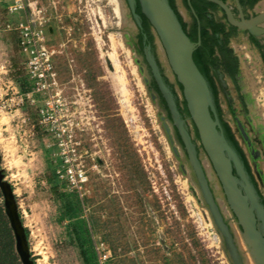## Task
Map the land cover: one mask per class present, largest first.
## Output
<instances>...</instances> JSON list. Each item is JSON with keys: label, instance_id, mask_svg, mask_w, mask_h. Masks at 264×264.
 <instances>
[{"label": "rangeland", "instance_id": "obj_1", "mask_svg": "<svg viewBox=\"0 0 264 264\" xmlns=\"http://www.w3.org/2000/svg\"><path fill=\"white\" fill-rule=\"evenodd\" d=\"M175 2L190 30V12ZM118 21L110 0H0V264H26L4 184L31 264H234L209 209L194 194L198 187L181 166L188 169L186 162L174 154L144 82L149 61L127 31H117ZM230 44L241 57L242 49L249 52L264 74L245 34ZM106 52H112V70ZM224 81L258 143L254 130L264 125L259 100L248 90L246 116L233 85ZM219 101L244 146L222 90ZM228 211L229 224L241 234Z\"/></svg>", "mask_w": 264, "mask_h": 264}, {"label": "water", "instance_id": "obj_2", "mask_svg": "<svg viewBox=\"0 0 264 264\" xmlns=\"http://www.w3.org/2000/svg\"><path fill=\"white\" fill-rule=\"evenodd\" d=\"M189 7L185 5L184 0H178L186 12H191L196 16V11L193 8L191 0H186ZM212 2L219 7V15L225 16L224 20L229 25L238 28L241 31H246L251 36L264 40V10H256V6L262 1H258L255 5L256 14L247 18L240 0H206ZM123 4L127 6L132 16V21L136 28H143L142 17L137 12V4L140 3L142 13L148 18L151 24V32L156 39L154 45L157 47V57L162 65H168L172 71L177 82L182 86L178 94L184 97L186 105L190 112V117L197 127L200 142L203 145L205 154L208 156L212 170L218 182H220V191L222 189L227 205L238 219V224L244 229L243 236L248 243L251 253L254 256L256 264H264V233L260 232L259 223H264V203L262 196L259 194L254 185L250 174L245 169L244 162L241 156L237 153L234 145L225 136L220 118L218 116L215 96L209 79L200 70L194 59V52L202 44L201 29L199 28L198 41H193L187 31L184 29L178 14L172 8L169 0H122ZM234 3L238 13L234 10ZM181 14V13H180ZM192 20V18L190 17ZM118 27L117 31H121ZM131 35L133 41H136V31H127ZM145 53L147 60L152 66L155 77L159 83L161 91L165 94L168 100V106L173 114L174 124L178 127L182 139L185 143V148L179 141L173 123L166 117V110L159 101L157 93L150 91L148 83L151 76L146 73L148 77L144 79L148 91H150L152 99L156 100L157 106L160 108V117L163 121L165 131L172 143L174 154L178 155L187 164L188 169L181 165L184 172L189 174L194 183L201 192V199L206 207L209 209L214 223L224 238L225 251L232 259L234 264H245V259L238 261L236 253L239 250L236 241L233 239L231 231L226 224L227 217L222 211L221 205L212 181L207 173L202 154H197L198 150L196 144L192 140L186 121L181 117L176 104L175 95L170 87L165 83L158 65L156 55L152 51L151 46H147ZM237 56L238 51L235 50ZM109 68L112 70L110 59L105 57ZM240 58V74L238 79L243 87V91L247 93L243 83V68L242 59ZM164 59L166 61H164ZM140 61V60H139ZM163 67V65H162ZM144 68L140 67V71ZM171 80V79H170ZM231 84L233 82L230 80ZM234 87V85H233ZM235 89V87H234ZM252 108H255L253 103ZM264 128V125L262 126ZM240 128L245 137L242 124ZM236 168L237 175L233 170ZM241 181H244L249 188L253 198L254 205H250L247 201L248 188L242 186ZM196 194V192L194 191ZM221 193V192H220ZM232 249V252L230 248ZM240 253V252H239ZM242 254V253H240Z\"/></svg>", "mask_w": 264, "mask_h": 264}, {"label": "flooded vegetation", "instance_id": "obj_3", "mask_svg": "<svg viewBox=\"0 0 264 264\" xmlns=\"http://www.w3.org/2000/svg\"><path fill=\"white\" fill-rule=\"evenodd\" d=\"M184 2H185V0H184ZM232 4H233V7H234V10L236 11V13H238L237 8L235 7L236 5L234 3H232ZM185 5L187 6V8L189 7L187 1L185 2ZM176 6H177V4H176ZM243 9H244V12H245V15H246L247 18H250L251 16H254L256 14L255 6L253 8L245 6V7H243ZM177 10H178V8H177ZM178 12H179V10H178ZM189 12L191 14L192 21H191V29L189 30L187 28L188 32H190L192 30V28H193V26L195 24V19L196 18L198 19V15L195 16L191 12L190 9H189ZM196 14H197V12H196ZM208 16L210 18L213 17L217 22L224 23L226 25V30L227 31L230 30V26L231 25H229L227 22L223 21L225 16H220L219 15V9L218 10L209 9L208 10ZM184 22H186V21L184 20ZM198 23H199V26H198V36H199V28L201 29L199 20H198ZM142 24H143V20H142ZM150 33L152 34L151 27H150ZM240 34H245L248 37L249 41L252 44H254V46L256 47V49L260 53V57H261L263 65H264V40H259L258 39L260 41V44L262 45V46H258L252 40L250 34H248L246 31H241L239 29L237 30V33L231 37V39L232 38H237ZM220 37H221V39L223 38V36H220ZM135 43H136L135 47L138 50V52L141 55L143 54L145 56V60L148 62V60L146 59L145 50H146L147 46H151L152 47V51L155 53V45H154V41L151 42L149 40L148 34L144 31V27L138 29V33L136 35ZM220 44H222V40H220ZM228 46L230 48H232L231 44H229ZM234 53H235V50H234ZM155 55H156V59H157L158 65L160 67V73H161L165 83L170 87V89L172 90V92L175 95V100H176V104L175 105H177V109H178L181 117L186 121V125H187V128H188V131H189L190 135L192 136L193 142L196 144V148L198 150L197 154L200 155L201 151L202 150L204 151V148H203V145L200 142V138H199V133H198L197 127H196V125L194 124L193 120L190 117L191 115H190V112H189L188 107L186 105L187 104L186 100L184 99V97H182V96H180L178 94V91H177V89L175 87L177 85L180 89H182V86L177 82L176 79H175L174 83L169 79V77L164 72V69H163V67H162V65H161L156 53H155ZM219 55H220V52H219L218 48H216L215 56L219 57V62L221 63V56H219ZM235 55L237 56L236 53H235ZM238 58H239V56H238ZM148 65H149V72H150V76H151L150 82L148 83L149 90L150 91H155L157 93V96L159 98L161 106H163L165 108L166 112H167L166 117L167 118L169 117V120H171V122L173 123V127L175 128V133H176L179 141L181 142V144L185 148L186 146H185V143H184V141L182 139L180 131H179L178 127L174 124V118H173V114H172V111L170 109V106H168V104H169L168 100H167L165 94L161 91L159 83H158V81H157V79L155 77V74L153 72L152 66L150 65L149 62H148ZM210 74L213 77L215 85H216L217 98H216V96L214 94V96H215V104H216L218 116H219L220 121H221L222 130H223L225 136L228 138V140H230V142L236 148L237 153H239V155L241 156V160L244 162L245 169L250 174L251 179H252L254 185L256 186L259 194L262 196V201L264 203V195H263V193L261 192V190H260V188L258 186V182H257V179L255 178V174L253 172V168H252V165H251V163H253L256 173L259 175L262 183L264 184V171H263V167H262V163H264V128L262 127V125H260V126H258V128L256 130H254L256 132V134L259 135L257 137V139H258V143H257L255 141V139L252 138V136L250 134V131L248 130L247 125L245 124V122H243L242 119L239 117V115L237 113V110H236L235 106L233 105V99H232V96L230 94V91L226 88V84H225V81H224V77H226L229 81L231 80L233 82V85L235 87V92L237 94V98H238V100L240 102V106L242 107L243 112L247 116L248 115L247 111L249 110V105H250V103H252V95H250V93H245L243 91V87L241 86L240 80L238 79V76L240 74V58H239V72L235 76V79L230 75V73L226 70V68L222 64H220L219 67H217V66L215 67L214 65H211ZM220 90H222L225 93V95H226L227 102H228V105H229V110H230V113L232 115L231 116L232 120L234 122V125L236 127V130H237L238 134L242 138V141L244 143L245 148H244V146L241 143H239L237 137L235 136L236 135L235 132L233 131L231 125L228 123V121L225 119V117L223 115V109H222L221 105H219L220 104V101H219V91ZM225 124H228L229 127L231 128V132H232V135L234 137V140L237 142L238 145L235 144V142L233 141V139L231 138V136L227 132ZM240 124H242V127L244 128V132L247 135V138L245 137L243 131L241 130ZM233 172H234L235 175H237V171H236L235 167H234ZM218 183L221 186L220 182H218ZM232 215H233L232 218H234L235 221L238 222L237 217L234 214H232ZM226 224L228 225V227H229V229L231 231L232 237L235 240L236 239V231L231 227V225L229 224L228 220H226ZM239 229H240L241 233L244 231V229L242 228L241 225H239Z\"/></svg>", "mask_w": 264, "mask_h": 264}, {"label": "trees", "instance_id": "obj_4", "mask_svg": "<svg viewBox=\"0 0 264 264\" xmlns=\"http://www.w3.org/2000/svg\"><path fill=\"white\" fill-rule=\"evenodd\" d=\"M171 3L172 8L176 11V13L179 16L180 21L182 22V25L184 29L187 31L189 37L193 41H198V20L200 21L201 26V39L202 44L197 48V50L194 52V59L199 66L200 70L206 75V77L209 79L212 89L214 91V94L217 98V90L216 85L214 82L213 77L210 74L211 65H214L215 67H219L220 64H222L226 70L230 73V75L235 79V76L239 72V58L235 55L233 48H230L228 45L230 44L231 37L237 33V28L234 26H230V30H226V25L222 22H217L213 17L210 18L208 16V10H218V5L206 1V0H191L193 8H195L198 19H195V24L190 32H188L187 27L188 24L184 22L183 17L177 10L176 2L175 0H169ZM227 1V0H224ZM243 7L248 6L250 8H253L258 1L260 0H240ZM186 2V0H185ZM140 3L137 4V12L141 15L143 20V27L144 31L148 34L149 40L151 42L154 41L153 35L150 33V27L151 24L148 20V18L142 13L140 9ZM220 36H223L221 39ZM252 40L258 45L262 46L260 44V41L251 36ZM220 40H222V44H220ZM216 48H218L221 56V63L219 62V57L215 56L216 54ZM236 81V80H235ZM227 132L233 139L236 145L237 142L234 140V137L231 132V128L228 124H225Z\"/></svg>", "mask_w": 264, "mask_h": 264}, {"label": "bare ground", "instance_id": "obj_5", "mask_svg": "<svg viewBox=\"0 0 264 264\" xmlns=\"http://www.w3.org/2000/svg\"><path fill=\"white\" fill-rule=\"evenodd\" d=\"M110 3L113 5L115 15L117 16V18H119L118 22H119V25L121 26V28H123V30H125V31H132L133 30V28H132L133 26L130 24V22H129L127 16H126V12L127 11H126V9H124V4H123L122 0H110ZM256 10L257 11L258 10H264V0H262L256 6ZM110 45L112 46V47H110V49L112 50L113 46H114V42L110 41ZM241 51L244 52V56H245V57L244 56L241 57L242 66H243V69H244L242 74H243V76H246V79H247L246 80L244 78L243 83L245 85V89L247 91L250 90L257 97V99L259 100L260 103H259L257 109L259 110V112L261 114V120L264 122V74H263L262 69L260 67L259 61L256 60L253 56H250L251 54L249 52H246L243 49ZM105 57H107V58L112 57V52H110V53L106 52ZM244 58H249V64L253 65L252 68H250L249 66L246 65V63L244 62V60H245ZM164 61H166V60L164 59ZM246 84H248V86H249L248 88H246L247 87ZM203 154H202V157H203V160H204V164H205L207 173H208V175H209V177H210V179L212 181V185L214 186L215 191H216V193H217V195L219 197V201L218 202H220L221 208H223L224 215L226 217L230 216L229 215L230 212L228 211V207L226 206L227 202H225L226 200L223 202V198L220 196V186H219L218 181H217L218 178L216 177L217 180H215L216 179L215 178L216 175L214 174V172L212 170L210 161L208 160V156H207V154H205V152ZM189 182H190V184L192 182L194 183V180L192 179L191 176L189 178ZM241 183H242L243 187L248 188L246 186L247 184L244 181H241ZM4 189H5L6 198H7V210H8V214H9L10 219H11L12 224H13V228H14V232H15V235H16L17 244H18L19 250L21 252L20 254H22L25 257L26 264H31L30 260L28 259V254H27V252H28V244H27V239H26L24 227H23V225L21 223V220H20V218H19V216L17 214L16 205H15L14 199H13V197L11 195L10 189H9L7 184H4ZM247 190H248V197H247L248 201L247 202L250 205H254L255 204V202H254L255 200H254L249 188ZM193 191H195L196 194L195 193L194 194L197 197H199L198 200L202 201L200 190L198 189L199 193L196 190H193ZM259 228H260V232L264 233V223H262V222L259 223ZM235 231H236V239H235V241H236V244H237L238 249H239L237 251V253H236V257L235 258L238 261H240L242 256L244 257V259L248 256L247 252L248 251L250 252L251 249L249 248L248 243L246 242V240H245V238L243 236V233L240 234L237 230H235ZM243 240L245 242H243ZM244 243H246V245L248 246L247 249L245 248L246 246H245ZM230 250L232 251L231 248H230ZM239 252L242 253V254H240ZM245 264H250V259H245Z\"/></svg>", "mask_w": 264, "mask_h": 264}]
</instances>
